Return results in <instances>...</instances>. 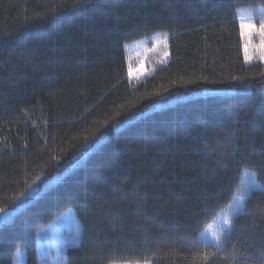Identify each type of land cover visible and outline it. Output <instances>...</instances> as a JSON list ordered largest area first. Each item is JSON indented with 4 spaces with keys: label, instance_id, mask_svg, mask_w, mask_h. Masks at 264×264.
Returning <instances> with one entry per match:
<instances>
[{
    "label": "trees",
    "instance_id": "1",
    "mask_svg": "<svg viewBox=\"0 0 264 264\" xmlns=\"http://www.w3.org/2000/svg\"><path fill=\"white\" fill-rule=\"evenodd\" d=\"M261 11L0 0V264H40L39 231L68 209L79 242L60 264H264V59L246 62L240 21ZM155 34L170 59L132 79L126 47Z\"/></svg>",
    "mask_w": 264,
    "mask_h": 264
},
{
    "label": "rangeland",
    "instance_id": "2",
    "mask_svg": "<svg viewBox=\"0 0 264 264\" xmlns=\"http://www.w3.org/2000/svg\"><path fill=\"white\" fill-rule=\"evenodd\" d=\"M257 16L260 19L259 25L255 24L254 15L252 14L246 13L240 17L241 22L243 21L254 26V30H251V35H248L249 29L245 28L242 30L244 32V50L247 45L248 56L251 58L250 60H246L247 63L263 60L261 56L264 54V49H262L264 35L260 33V28L261 24L264 23V11L259 12ZM126 57L128 64L131 66L130 77L135 80H142L153 73L158 65L170 59L169 39L166 35L155 34L138 42H134L126 47ZM199 95L200 94H197L194 97ZM205 95L206 94H204V96ZM173 103L175 102H172V104ZM162 107H164V105H158L152 109V111ZM80 162L76 163L72 168L79 165ZM64 175L54 177L49 185L59 182ZM245 177L249 185L261 186L259 183H256L254 176L248 171L245 172ZM23 207L24 205H20L17 209L13 210V212H17ZM240 207L241 202L238 201L225 212L220 213L214 222L201 233V238L207 242L218 243L224 231L231 228L232 216L241 210ZM79 235V221L74 211L68 209L52 223L39 231L37 244L40 264H60L58 259L61 253L71 242H79ZM15 264H25L23 253L16 259Z\"/></svg>",
    "mask_w": 264,
    "mask_h": 264
},
{
    "label": "snow or ice",
    "instance_id": "3",
    "mask_svg": "<svg viewBox=\"0 0 264 264\" xmlns=\"http://www.w3.org/2000/svg\"><path fill=\"white\" fill-rule=\"evenodd\" d=\"M249 29V33L248 35H251V30H254V26L252 24H249V23H245V22H241V29ZM260 33L262 35H264V23L261 24V28H260ZM242 35H244V32L242 31ZM262 49H264V44H262ZM262 59H264V54H262L261 56ZM245 59L246 60H250L251 58L248 56V52H247V45L245 46Z\"/></svg>",
    "mask_w": 264,
    "mask_h": 264
}]
</instances>
